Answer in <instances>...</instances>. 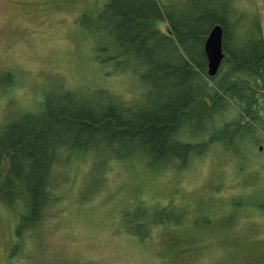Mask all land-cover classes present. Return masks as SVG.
<instances>
[{
	"label": "trees",
	"instance_id": "obj_1",
	"mask_svg": "<svg viewBox=\"0 0 264 264\" xmlns=\"http://www.w3.org/2000/svg\"><path fill=\"white\" fill-rule=\"evenodd\" d=\"M98 3L95 13L76 18L90 41L86 60L94 73L85 87L47 93L0 124V203L18 218L19 250L28 239L46 244V222L77 161L101 171L109 161L134 162L159 175L191 166L211 148L234 153L245 167L264 157L257 138L264 132V37L255 7L238 0ZM217 24L224 56L210 77L204 43ZM97 72L102 84L88 86ZM117 74L130 76L122 95L110 81ZM12 85L19 84L9 83V73L0 78V97ZM261 167L254 177L264 181ZM246 197L264 221V189ZM135 211L123 213L119 229L147 238L156 225H181L185 210Z\"/></svg>",
	"mask_w": 264,
	"mask_h": 264
},
{
	"label": "rangeland",
	"instance_id": "obj_2",
	"mask_svg": "<svg viewBox=\"0 0 264 264\" xmlns=\"http://www.w3.org/2000/svg\"><path fill=\"white\" fill-rule=\"evenodd\" d=\"M91 1L0 0V78L9 73V83L15 78L19 84L1 94L0 124L12 121L27 102H36L35 108L45 94L84 88L92 78L86 60L90 41L76 21L95 13L93 3H102L87 7ZM238 2L255 7L264 37V1ZM97 74L88 86L102 84L103 74ZM127 76L110 80L118 94L126 90ZM257 138L264 139V132ZM204 157L159 175L134 162L109 161L110 171L75 162L46 222V244L28 239L19 250L18 218L12 205L0 203V264H264V221L246 197L264 189V181L254 177L264 157L250 159L248 167L219 148ZM162 207L181 215L185 210L181 225H156L147 238L120 231L124 212Z\"/></svg>",
	"mask_w": 264,
	"mask_h": 264
},
{
	"label": "water",
	"instance_id": "obj_3",
	"mask_svg": "<svg viewBox=\"0 0 264 264\" xmlns=\"http://www.w3.org/2000/svg\"><path fill=\"white\" fill-rule=\"evenodd\" d=\"M204 53L207 60V75L213 77L218 72L223 59L222 29L219 24L213 26L204 43ZM262 147H259L261 150Z\"/></svg>",
	"mask_w": 264,
	"mask_h": 264
}]
</instances>
